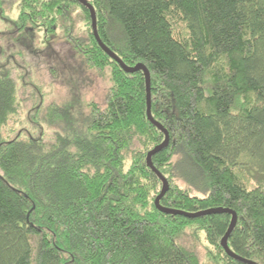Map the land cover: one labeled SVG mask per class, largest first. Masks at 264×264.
<instances>
[{"label":"trees","instance_id":"16d2710c","mask_svg":"<svg viewBox=\"0 0 264 264\" xmlns=\"http://www.w3.org/2000/svg\"><path fill=\"white\" fill-rule=\"evenodd\" d=\"M10 1L12 50L34 61L44 54L68 100L42 110L36 93L39 136L7 139L19 99L12 61H0V264H201L179 243L190 225L223 264H243L221 246L231 215L156 208L163 184L147 156L165 135L148 119L143 72H124L93 33H77L76 9L92 21L90 11L73 0ZM88 2L103 43L150 71L152 115L170 137L152 159L171 185L162 206L236 212L230 249L264 264V0ZM37 33L44 49L32 48ZM107 70L104 106L85 102L92 75Z\"/></svg>","mask_w":264,"mask_h":264},{"label":"rangeland","instance_id":"374dc122","mask_svg":"<svg viewBox=\"0 0 264 264\" xmlns=\"http://www.w3.org/2000/svg\"><path fill=\"white\" fill-rule=\"evenodd\" d=\"M17 16V6L12 1L5 0L3 15L0 14V61L6 63L7 58L12 61L11 69L17 85L19 109L17 115L11 118L4 129V135L7 139L20 137L26 140L30 136H39L34 117L37 113V104L40 103L41 98L39 99L36 93L43 96L42 110L50 104H63L68 100V93L67 89L60 84L61 80H55L51 76L49 69L51 63L48 65L45 62L44 54L38 56L34 61L29 55H18L12 50L16 40L13 39L14 34L11 32L10 22L16 20ZM74 23L78 34L93 33L92 21L87 20L78 8L74 13ZM42 36V33H37L30 37L34 41L33 49H44ZM92 80L93 84L84 92V100L87 103L94 102L104 106L106 95L112 85L110 71L107 70L104 77H99L98 74L92 75ZM36 89L38 92L35 91ZM43 131L46 137H53L54 131L49 127L44 126ZM129 165L130 162L127 166ZM174 184L182 189L189 188L182 181H175ZM162 188L163 186L159 185L156 191V193L158 192L157 196L161 194ZM179 243L195 252L201 264H223L221 255L208 244L205 232L196 225L185 228L184 233L179 237Z\"/></svg>","mask_w":264,"mask_h":264},{"label":"water","instance_id":"95a60500","mask_svg":"<svg viewBox=\"0 0 264 264\" xmlns=\"http://www.w3.org/2000/svg\"><path fill=\"white\" fill-rule=\"evenodd\" d=\"M75 2H78L79 4H81L82 6H84L85 8H87L90 11V15H91V19H92V28H93V34L94 37L96 39V41L98 42L99 46L101 47V49L115 62H117L121 68L123 69L124 72L128 73V74H133V73H137V72H143L145 79H146V87H147V116L149 121L157 128L159 129L164 135H165V140L164 142L157 146L156 148H154L147 156V164L148 167L156 174V176L159 178V180L162 182L163 184V188L161 191V194L157 197V199L155 200V205L156 208L163 214H167V215H173V216H183L189 219H197L200 217H204V216H208V215H214V214H229L232 216V221L230 224V228L227 232V234L225 235V237L222 239L221 241V246L223 247L224 251L226 252V254L235 259L236 261H239L243 264H256L252 261H248L246 259H243L239 256H237L235 253H233V251L230 249L229 245H228V241L229 238L232 234V232L234 231L235 227L237 226V222H238V216L236 214V212L229 210V209H224V208H217V209H210L207 211H202V212H198V213H187V212H183V211H178V210H174V209H169V208H165L162 206L161 204V200L166 196V194L168 193L169 189H170V185L168 180L163 176V174L157 170V168H155L154 164H153V157L155 155H157L158 153L162 152L163 150H165L168 146H169V142H170V137H169V133L167 132V130L163 127V125H161L159 122H157L153 115H152V107H151V75H150V71L147 68V66H145L142 63L137 64L136 66H127L111 49H109L101 40L100 35L98 33V28H97V16H96V11L95 8L88 2V0H73Z\"/></svg>","mask_w":264,"mask_h":264}]
</instances>
